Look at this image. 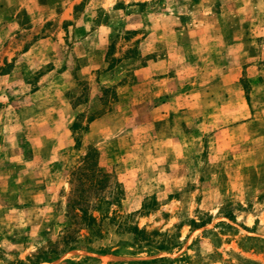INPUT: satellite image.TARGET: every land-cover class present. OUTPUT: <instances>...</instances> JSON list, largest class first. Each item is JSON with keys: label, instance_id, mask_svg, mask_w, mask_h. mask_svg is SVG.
<instances>
[{"label": "rangeland", "instance_id": "1", "mask_svg": "<svg viewBox=\"0 0 264 264\" xmlns=\"http://www.w3.org/2000/svg\"><path fill=\"white\" fill-rule=\"evenodd\" d=\"M0 264H264V0H0Z\"/></svg>", "mask_w": 264, "mask_h": 264}, {"label": "trees", "instance_id": "2", "mask_svg": "<svg viewBox=\"0 0 264 264\" xmlns=\"http://www.w3.org/2000/svg\"><path fill=\"white\" fill-rule=\"evenodd\" d=\"M154 260H156V259H154ZM153 261V260H152ZM151 262V261H150Z\"/></svg>", "mask_w": 264, "mask_h": 264}]
</instances>
